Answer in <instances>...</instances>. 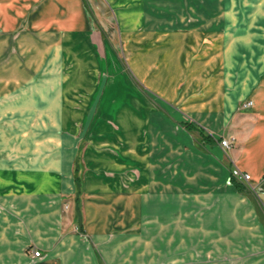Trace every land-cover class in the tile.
Segmentation results:
<instances>
[{"label": "crops", "instance_id": "0c3cea01", "mask_svg": "<svg viewBox=\"0 0 264 264\" xmlns=\"http://www.w3.org/2000/svg\"><path fill=\"white\" fill-rule=\"evenodd\" d=\"M90 2L95 19L84 0H0L7 32L26 23L18 44L34 85L44 86L26 98L35 106L26 115L49 118L52 129L45 139L2 145L18 152L15 167L0 175L16 209L0 217V261L264 264V252L188 251L185 236L178 238L180 251L136 254L122 252L123 238L102 237V227L137 233L143 212L141 228L154 235L167 227L169 235L171 205L195 213L204 194L217 198L205 208L212 226H219L221 200L232 222L264 235V0ZM230 136L227 158L221 139ZM234 166L251 174L257 193L233 179ZM173 193L174 204L156 207L157 197ZM236 194L246 204L241 212ZM128 210L132 221L115 219ZM105 214L114 216L110 224ZM142 241L154 245L149 235ZM36 248L40 258L32 255Z\"/></svg>", "mask_w": 264, "mask_h": 264}, {"label": "rangeland", "instance_id": "374dc122", "mask_svg": "<svg viewBox=\"0 0 264 264\" xmlns=\"http://www.w3.org/2000/svg\"><path fill=\"white\" fill-rule=\"evenodd\" d=\"M84 3L89 16L95 19V13L93 11L90 0H84ZM1 16L2 15L0 13V175L5 173L3 172L4 169L6 170L7 168L15 167V164L17 162L15 161L16 155L14 154L18 152L16 148H2V145L18 144V141L34 140L40 136L44 137L45 139L46 137L51 136L52 131V129L46 123V120H49V118H36L34 116L30 117L26 115L29 112L28 109L35 108V106H28L29 101L26 100V98L32 96L31 93L35 92V89L44 88L43 85H34V82L36 81L34 69H26V62L28 61L26 55L28 56V54L23 51L24 46L18 44V35L20 34V31L25 28L26 23L22 22L17 30L7 32L5 25H9V22L2 19ZM7 18H9V16H7ZM104 23L109 27V31L113 30L114 26L111 25L112 23H108L107 21ZM116 51L119 60L123 63L126 70H128L131 77L135 81H137L136 76L131 71L126 55L122 50H119V48H117ZM28 76H30L33 80L31 84H25L23 82L24 79L28 78ZM26 130L30 131L26 133ZM221 147L223 150V155L228 158V153L232 146L230 148H225L221 144ZM251 185L252 183L247 185V187L249 186L252 191L257 193L258 188ZM176 195L175 193H173L169 199H167L166 196L162 198L157 197L155 199L157 202L156 207L165 206V208H167L169 205L174 204L175 199H177ZM216 199L217 198L215 197L207 196L204 194L199 198V204L203 207H201V209L197 208L198 211L195 213H180L179 209H177L178 205H171V212L165 213V226L166 222L167 224H170L169 235L166 234L167 227L164 229V231L160 228L159 233L155 232L154 235L150 234L151 229L147 231L146 228H141L142 223L147 219H142L144 216L143 212L140 214V229L138 228L139 231L137 233L131 232V230L129 229L130 227H127L125 225H123L122 227V232H120V230L118 229L113 231L110 227H102V237H108L110 238V240H112L113 238H123L122 252L128 254H136L140 251L145 252L146 248L154 250L155 253L163 252L169 249H171V252H176L180 249L179 244H177V241L179 240L178 238L183 236H185L187 239L188 251L217 253L264 252V235L261 229L254 226L251 227V229L248 231L247 229H244L240 225V222H238L237 220H235V222H232V214L227 211L225 207V201L221 202L220 200V212H218V228H216V226H212L215 225L216 222L210 220L209 212H206L205 208H209L212 204H214V201ZM259 199L260 204L264 208V202H262L260 197ZM158 201H160L159 206ZM11 203L12 202L10 196H8L6 194V191L3 190L2 187H0V217L4 212L14 213V210L16 209ZM234 204L236 210H240V212L242 211V209L245 210L246 208V204L237 196V194ZM64 206L67 210L70 207L69 202H67ZM183 207L188 208V205H185ZM173 209H177L176 212H173ZM111 214H105L108 219V224H110L111 222L110 219L114 218V216H112ZM122 216L118 214L117 216H115V219L119 220L120 218L123 224L129 222L135 216V213L128 210V212L123 213ZM157 223L158 222H156V225ZM194 225L197 229L196 235L194 229L190 228ZM216 233H218L219 237L217 244H215V240L212 239V237H214ZM148 235L149 237H154V245H149L147 247L145 242L142 241V237H146ZM163 235H165V240L163 239L165 244L162 243ZM130 238H132L135 242L134 245H131L128 241V239ZM166 238L170 239V245H166ZM194 241L196 242V244H193ZM211 241H213V243H211ZM136 242H139L138 247L136 246ZM140 243H143V245H141ZM110 247L112 248L114 246L112 245ZM136 248H139L140 251H138V249ZM192 248L194 250H192ZM102 249H104L105 251L107 250V246L104 243H102ZM182 249L184 250V248ZM112 252H114V250ZM185 252L187 251L185 250ZM3 263L5 262L0 261V264ZM146 263L147 262L142 261V259H139V261H123V264ZM156 263L175 264L176 262H166L160 260ZM28 264L33 263H31L30 261L28 262ZM102 264H106L103 257Z\"/></svg>", "mask_w": 264, "mask_h": 264}, {"label": "built area", "instance_id": "2783aa9c", "mask_svg": "<svg viewBox=\"0 0 264 264\" xmlns=\"http://www.w3.org/2000/svg\"><path fill=\"white\" fill-rule=\"evenodd\" d=\"M253 104L252 100H249L245 102L243 105L244 106H251ZM234 138L232 136L230 137H224L221 140V144L225 148H230L232 146ZM232 177L234 180H236L239 183L249 185L251 184L252 176L249 172L242 170L238 166H234L232 169ZM32 255L34 258H39L42 256V252L40 249H33Z\"/></svg>", "mask_w": 264, "mask_h": 264}, {"label": "trees", "instance_id": "16d2710c", "mask_svg": "<svg viewBox=\"0 0 264 264\" xmlns=\"http://www.w3.org/2000/svg\"><path fill=\"white\" fill-rule=\"evenodd\" d=\"M185 127L188 128V129H193V126L191 123H185ZM201 134L204 135V132L201 130ZM240 184V183H239ZM238 184V187L241 189L240 185Z\"/></svg>", "mask_w": 264, "mask_h": 264}, {"label": "bare ground", "instance_id": "6f19581e", "mask_svg": "<svg viewBox=\"0 0 264 264\" xmlns=\"http://www.w3.org/2000/svg\"><path fill=\"white\" fill-rule=\"evenodd\" d=\"M90 84V83H89ZM93 94V93H92Z\"/></svg>", "mask_w": 264, "mask_h": 264}]
</instances>
